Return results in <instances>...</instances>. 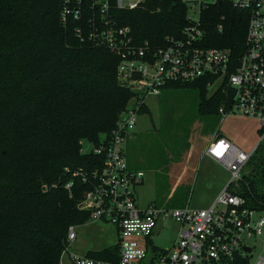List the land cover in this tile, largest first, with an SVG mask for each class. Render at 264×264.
<instances>
[{
    "label": "trees",
    "instance_id": "obj_1",
    "mask_svg": "<svg viewBox=\"0 0 264 264\" xmlns=\"http://www.w3.org/2000/svg\"><path fill=\"white\" fill-rule=\"evenodd\" d=\"M61 2L0 0V264H61L69 227L90 220L78 207L86 186L76 179L70 192L65 184L74 170L104 163V155L82 153L81 140L103 143L135 93L118 79L116 54L61 24ZM188 11L185 0H143L117 14L137 41L161 45L167 35L181 33ZM201 18L207 45L239 53L248 21L242 10L216 2ZM208 82L165 89H197L200 112L218 115L223 95L218 90L208 97ZM245 167L250 172L231 190L248 207L264 210V192L252 176L264 171V139ZM118 247L86 255L115 261Z\"/></svg>",
    "mask_w": 264,
    "mask_h": 264
},
{
    "label": "built area",
    "instance_id": "obj_2",
    "mask_svg": "<svg viewBox=\"0 0 264 264\" xmlns=\"http://www.w3.org/2000/svg\"><path fill=\"white\" fill-rule=\"evenodd\" d=\"M142 2H61V24L71 28L81 41L116 54L118 79L135 92L105 141L92 144L91 151L104 155L103 165L76 169L65 184L70 192L76 179L86 186L78 207L89 212L90 219L116 227L119 257L111 261L73 253L75 225L69 227L64 252H68L71 264H264V256L252 259L251 255L252 241L264 234V210L248 207L245 198L231 190L264 139V0H197L198 11L196 4H189L181 33L167 35L161 45L137 41L131 27L119 21V10L137 8ZM216 2L229 3L248 17L239 53L206 44L201 14ZM217 28L222 31L224 25ZM202 78L209 80L208 88L215 86L213 93L221 91L222 118L240 113L259 121V142L251 152H245L224 136L211 141L206 153L230 171L231 180L209 206L192 207L189 199L186 205L172 209L153 203L141 207L136 189L145 172L129 165L127 143L133 137L138 113L146 106L145 96L159 95L172 83ZM81 152L88 153L83 148ZM168 219L180 224L179 236L170 247L162 248L154 243V236L160 223Z\"/></svg>",
    "mask_w": 264,
    "mask_h": 264
},
{
    "label": "rangeland",
    "instance_id": "obj_3",
    "mask_svg": "<svg viewBox=\"0 0 264 264\" xmlns=\"http://www.w3.org/2000/svg\"><path fill=\"white\" fill-rule=\"evenodd\" d=\"M185 1L191 5L196 4L198 11L197 0ZM163 90L159 95L145 96L147 109L138 113L134 135L127 143V155L131 164L134 163L137 169L145 172L143 184L136 189L138 202L141 206L153 203L172 209L186 205L190 199L192 207H207L222 189L216 191L203 187L199 180L196 183L197 174H194L190 184L187 179H180L186 164L195 165L197 169L206 166L202 163V141L207 132V127L203 128L204 123L206 125L212 122V128H220L219 133L230 136L245 152H251L258 144L260 123L257 119L240 113L222 119L217 115L201 113L200 93L192 87H168ZM214 90L215 86H209L207 96L212 95ZM133 102L134 99L131 100ZM81 145L86 152L93 148L92 142L87 139H82ZM210 165L209 170H214L223 178L226 186L231 180L230 171L219 163L213 162ZM244 171L248 173L250 169L245 167L242 173ZM252 176L259 191L264 192V171L253 172ZM176 181L179 182L177 186L174 185ZM75 226L77 238L71 242L73 253L85 255L118 243L117 229L110 223L90 219ZM179 231L180 224L177 221L164 220L155 233L154 243L162 248L170 247L178 238ZM252 246V259L264 256V234L252 241ZM62 258L66 262L68 252H64Z\"/></svg>",
    "mask_w": 264,
    "mask_h": 264
},
{
    "label": "crops",
    "instance_id": "obj_4",
    "mask_svg": "<svg viewBox=\"0 0 264 264\" xmlns=\"http://www.w3.org/2000/svg\"><path fill=\"white\" fill-rule=\"evenodd\" d=\"M230 115H233V114H230ZM217 116L222 119V116L220 114H218ZM206 127H207V132H206V135L204 136V140L202 141V143H203V148H202L203 149V153L202 154H203V157H204V161L202 160V163H205L204 165H206V166L205 167L203 166V168L201 166V168L197 169V166H195V165L194 166H190V165L186 164L183 167V169H182V174L180 175V179L181 178H184V180L187 179L189 184H190V180L192 179L194 174H197L198 175L197 176V180H195L196 183H198V180H199V183L201 185H203V187L211 188V189H214V190L218 191V190H221L224 187V185L226 184V181L223 178H221L214 170H209V167L211 166L210 165L211 163L213 164V162H215V163H219V162L214 160L212 157H210L206 153V150H207L208 145L211 143V141L214 140L216 137H218L219 134H222L224 137L228 138L232 143H234V141L230 138V136H226L223 133H219L221 131L220 128H217V127H213L212 128V122L210 124H206V125L204 123L203 128H206ZM133 135H134V133H133ZM128 162H129V165L131 167L136 168V166L133 165L134 163L131 164L129 159H128ZM219 164H221V163H219ZM200 180H201V182H200ZM178 181L175 182V184H174L175 186L178 185V183H179ZM188 186H190V185H188ZM147 205H145V206H147ZM141 207H144V206H141ZM70 249L72 251V248H70ZM66 262L62 258L61 264H71L70 263V258H68V260H66Z\"/></svg>",
    "mask_w": 264,
    "mask_h": 264
},
{
    "label": "water",
    "instance_id": "obj_5",
    "mask_svg": "<svg viewBox=\"0 0 264 264\" xmlns=\"http://www.w3.org/2000/svg\"><path fill=\"white\" fill-rule=\"evenodd\" d=\"M223 135L222 134H219L218 135V138H220V137H222ZM245 249L247 250V251H251V248L250 247H245ZM231 264H234V263H231Z\"/></svg>",
    "mask_w": 264,
    "mask_h": 264
}]
</instances>
